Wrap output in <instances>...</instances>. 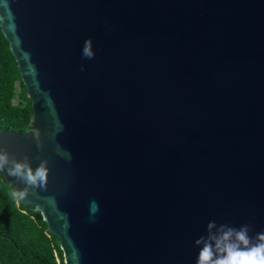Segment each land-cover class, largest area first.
<instances>
[{
  "label": "water",
  "instance_id": "1",
  "mask_svg": "<svg viewBox=\"0 0 264 264\" xmlns=\"http://www.w3.org/2000/svg\"><path fill=\"white\" fill-rule=\"evenodd\" d=\"M0 33L31 109L0 147L48 161L20 204L63 264H194L209 221L264 231V0H0Z\"/></svg>",
  "mask_w": 264,
  "mask_h": 264
},
{
  "label": "trees",
  "instance_id": "2",
  "mask_svg": "<svg viewBox=\"0 0 264 264\" xmlns=\"http://www.w3.org/2000/svg\"><path fill=\"white\" fill-rule=\"evenodd\" d=\"M30 125V102L0 33V131L23 134ZM11 191L0 175V264H63L58 241L40 215L17 204Z\"/></svg>",
  "mask_w": 264,
  "mask_h": 264
},
{
  "label": "clouds",
  "instance_id": "3",
  "mask_svg": "<svg viewBox=\"0 0 264 264\" xmlns=\"http://www.w3.org/2000/svg\"><path fill=\"white\" fill-rule=\"evenodd\" d=\"M91 45V38L84 41L81 50L83 58H94L95 53ZM80 70H85L83 64ZM34 139L39 144L38 132ZM47 164L48 161L43 159L33 169L27 156L18 160L6 148L0 147V171H7L9 176L15 177L24 185L22 189L16 188L10 193L17 204L26 197L30 189L46 190L49 172ZM90 211L92 213L98 211L95 201L91 202ZM251 230V223H245L237 228L226 223L218 225L214 220L209 221L205 229L206 235L193 242V246L199 248L194 264H264V231L250 236Z\"/></svg>",
  "mask_w": 264,
  "mask_h": 264
}]
</instances>
